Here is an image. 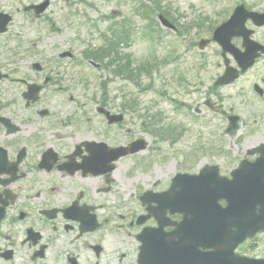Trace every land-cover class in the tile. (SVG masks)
<instances>
[{"label":"rangeland","instance_id":"1","mask_svg":"<svg viewBox=\"0 0 264 264\" xmlns=\"http://www.w3.org/2000/svg\"><path fill=\"white\" fill-rule=\"evenodd\" d=\"M1 1L8 2L9 0ZM18 1L20 4L14 5L13 11L15 9L21 11L24 5L36 0ZM82 1L91 8L83 4L75 8H67L61 0H55L50 8L54 13L51 14L50 10L46 14L50 20V25L47 27L41 26L40 21L29 25L21 12L16 13L15 24L11 28L13 34L11 38L22 42L20 45L24 51H28L32 44L37 43L38 51L52 55L49 58H53V54L58 53V99L53 104L58 103V131L64 137L60 143L67 149H70L77 139L94 137V135L98 138V132L106 128L94 111V102L100 101L102 97L110 99L112 105H118L122 97L126 103L139 105L137 114L127 113L125 124L123 123L122 127L109 128L110 140L108 142L112 146L138 137L146 138L149 146L138 156L120 161L119 170L115 176L116 182L113 184L107 202L111 212L138 214L142 211L137 201L140 192L149 190L153 183L159 189L162 186L166 188L175 174L196 171L199 162L191 159V155L197 153L200 143H205L208 148L209 143L212 146L215 143L219 145L222 139L223 151L229 152L228 160L231 163L235 154H243L251 144L264 139V96L259 97L253 90V85H258L264 91V61L259 62L236 84L213 89V80L223 70L221 49L217 44L212 43L204 52H200L197 48L199 38L196 40L195 47L192 48L188 36L192 33L209 38L211 29L226 20L239 0H220L225 4L232 1L231 9L227 13L226 7L205 10L198 5L196 0H170L180 11L174 18L179 20L181 28L190 23V20L192 22L197 20L198 17L190 20L187 17L194 13L197 14L198 11L203 13V23L198 22L201 26L191 30L188 34L183 33L186 30H182L180 35L172 32L166 33L159 43L149 42L140 37L138 32L144 27L145 22L131 16L130 11L134 4L131 0H125L126 16L123 18L137 26V31L129 42L130 46L120 47V52L130 57L132 66H140L150 59L156 60L150 65L156 67L151 75L140 74V78H133L134 81L113 76L114 68L106 70L101 66L99 69L87 64L79 65L81 54L87 46H95L99 43L98 33L105 30V21L100 22V20L112 12L113 2L123 0H111L110 5L103 4L106 0ZM162 1L168 2L169 0ZM143 3L148 9H152L151 0H144ZM250 3L251 0L245 1L247 6ZM10 4L13 5L11 0ZM162 6L166 7L167 3L162 2ZM75 9L79 10V16L74 12ZM182 13L186 14V18L179 17ZM72 14L75 15L74 18ZM72 22L80 24L81 27L72 26ZM82 24L85 25L82 26ZM93 25H96L99 31H94L91 28ZM7 38V36L2 37L3 45L0 44V65H5L9 69L12 67L10 63L12 57L8 49H17L19 42L10 43ZM257 38L259 40L264 38V29L258 31ZM55 47L58 50L54 49ZM64 51L72 52L74 59H60L59 55ZM16 66H27L34 81H43L44 75L31 72L28 64L18 63ZM45 68L48 73H51L56 66L47 63ZM185 78L192 81L188 82ZM0 89H4L6 95L10 94L9 84H0ZM195 96H197L196 99ZM215 96L219 103L223 102L235 107V114L240 117L242 123L236 136L224 133L227 122L220 116L206 110L199 116L194 114L197 103ZM157 114L160 118L155 116ZM74 116L75 119L72 121ZM146 128H150L149 131L154 130V133L166 139L156 138L145 130ZM176 132L180 135L175 143L171 141V136L174 133L176 135ZM195 140L200 141L199 144ZM207 162L218 161L210 157ZM133 163L136 165L134 169H132ZM152 224L148 222L146 226ZM119 228L121 234L125 233L119 248V253L126 255L123 264L134 262L139 247L136 240L139 229L128 225L126 228L120 226Z\"/></svg>","mask_w":264,"mask_h":264},{"label":"flooded vegetation","instance_id":"2","mask_svg":"<svg viewBox=\"0 0 264 264\" xmlns=\"http://www.w3.org/2000/svg\"><path fill=\"white\" fill-rule=\"evenodd\" d=\"M43 1L36 0L21 11H13V6L20 1L11 0V5L10 0H0V27L4 28L0 32V44L4 36L10 43L19 42L17 49H10L12 67L7 69L0 65V84L7 83L11 88L9 95L0 89V149L4 151L8 166L7 172L0 175V208H4V219L0 223V264H123L126 255L120 254L119 248L125 233H120L119 226L134 227V221L144 210L141 204L143 191L137 197L142 209L140 213L111 212L107 202L116 167L107 170L110 164L99 160L93 162L96 170L92 171L88 163L89 152L84 146L77 148L85 142L105 143L109 147V128L117 125H109L95 109L97 117L106 126L98 132V138L94 135L77 139L70 149L62 145L60 141L64 137L58 131V103L53 104L58 99V55L49 58L52 55L39 52L37 43L24 51L20 45L22 42L11 38L16 13L21 12L29 25L39 21L41 26L50 23L45 13L51 8L52 0H47L44 13L35 16L34 7ZM62 1L69 8L78 6V0ZM196 1L205 10L226 7V13L232 5V1L228 4L220 0ZM239 1L249 11L264 13V0H251L248 6L246 0ZM103 4L110 5L111 0ZM112 7L113 15L123 16L117 1ZM197 14L203 15L201 11ZM18 63L28 64L34 74H43V81H34L27 66L17 67ZM47 63L56 66L51 73L46 71ZM33 64L39 68L32 69ZM29 83H43L35 100L26 99L30 93L27 89ZM98 103L111 112L109 99L102 97ZM208 104L204 102V107L197 104L201 109L197 107L195 112L200 114L209 109ZM208 111L217 114V110ZM74 119L75 116L72 121ZM222 156L221 150L214 154L215 159L222 160ZM255 159L256 156L248 158L250 162ZM224 164L226 172L238 166L234 161ZM150 189L157 190V185L153 183ZM256 246H259L258 240L247 242L248 257L254 255ZM261 254L264 256V252Z\"/></svg>","mask_w":264,"mask_h":264},{"label":"bare ground","instance_id":"3","mask_svg":"<svg viewBox=\"0 0 264 264\" xmlns=\"http://www.w3.org/2000/svg\"><path fill=\"white\" fill-rule=\"evenodd\" d=\"M213 189L212 194L221 197L222 194L218 192H223L224 189L222 186L218 187L215 182H210ZM264 184L263 179L255 181L250 187L247 188H236L233 191L241 190L240 194L243 199H249V203L246 210H243L242 200L235 204L227 217H221L219 215L208 217L205 219H199L191 224H187L181 227L179 230L178 240L187 241L189 244H196L205 240H211V234L215 232L214 225L222 226L225 224L232 226L237 230L238 235H242L249 227L257 226L260 222L264 221V189L260 187ZM189 194V203L188 205L193 204V197L190 196L193 194L192 191H188ZM258 205L260 207L259 211L261 215H252L250 209L251 207ZM205 207L202 201L196 202L190 209L192 214L198 213ZM219 248H222L223 251H228L231 245L230 241H219L217 242ZM214 251L215 247L213 245ZM178 251V250H177ZM183 256H188L190 250L188 248H183L181 250ZM177 260L184 261V258L179 256ZM198 258H193V263H196Z\"/></svg>","mask_w":264,"mask_h":264},{"label":"water","instance_id":"4","mask_svg":"<svg viewBox=\"0 0 264 264\" xmlns=\"http://www.w3.org/2000/svg\"><path fill=\"white\" fill-rule=\"evenodd\" d=\"M163 23H165V22L163 21ZM219 36H221V37H225V40H226L227 42H229V38H230L231 36L228 35V34H225L223 31H219V30H218V31L215 33L214 39H215L216 41H220V43H221V44L223 45V47H224V51H230V52L233 53V50H232L231 48H228V47L225 46V44L223 43V40L218 39ZM201 47H202V46H201ZM252 55H253V54H251V53H248V54L244 55L243 57H241L242 55H239L238 57H236V59H237V61H238L239 64L243 65V63H241L242 61H247V63L251 62ZM226 64H227V62H226ZM234 76H235V71L230 70L229 68H227V71H226L225 76L222 77L221 79H219V81L216 83V85L227 84L228 82H230L231 80L234 79V78H233ZM111 118H113V117H111ZM119 119H120V118H119ZM117 120H118V119H117ZM203 178H204V177L201 176V177H199L198 179H192V180H191V183H192V184H195V185H201V184H203V183H201V180H203ZM193 222H195V221H191V223H193ZM159 223H162V221L159 220ZM191 223H190V224H191ZM260 223H261V224H260ZM260 223H259L260 225L258 224L257 226H251V227H250V231H252L253 229H256V228L263 229V228H264V222H260ZM187 224H188V223H187ZM162 226H163L162 224H159V230L162 229ZM157 242L160 243V240L158 239ZM178 244H182V241H181V240H178V243H177L176 246H180V245H178ZM198 246H199L198 243H196V244H191V247H190V255H191L192 258H195L194 256H195V253H196V251H197Z\"/></svg>","mask_w":264,"mask_h":264},{"label":"trees","instance_id":"5","mask_svg":"<svg viewBox=\"0 0 264 264\" xmlns=\"http://www.w3.org/2000/svg\"><path fill=\"white\" fill-rule=\"evenodd\" d=\"M111 50H114V49H111ZM105 52H106V49L105 48H98L97 50H95V52L91 53V54H87L86 55V58L88 59H94V60H100V62L103 61V58L105 57ZM111 66V65H110ZM149 65H142L141 67H138V68H135V69H131L129 63L126 65V67L124 65H117L115 66L116 68V71L119 72V71H122L123 69L125 70V73L127 75H130V76H133L135 74H138V73H143V74H146V75H149L152 73H150V71L148 72V67ZM144 68V70H141V68Z\"/></svg>","mask_w":264,"mask_h":264}]
</instances>
